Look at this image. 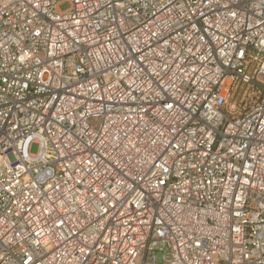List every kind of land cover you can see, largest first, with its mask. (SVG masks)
Instances as JSON below:
<instances>
[{
  "label": "built area",
  "instance_id": "2783aa9c",
  "mask_svg": "<svg viewBox=\"0 0 264 264\" xmlns=\"http://www.w3.org/2000/svg\"><path fill=\"white\" fill-rule=\"evenodd\" d=\"M0 264H264V0H0Z\"/></svg>",
  "mask_w": 264,
  "mask_h": 264
},
{
  "label": "rangeland",
  "instance_id": "374dc122",
  "mask_svg": "<svg viewBox=\"0 0 264 264\" xmlns=\"http://www.w3.org/2000/svg\"><path fill=\"white\" fill-rule=\"evenodd\" d=\"M68 7H69V3L68 2H62V3L59 4V9H61V10H65ZM39 149H40V144H38V143L32 142L29 145V152L30 153L37 154Z\"/></svg>",
  "mask_w": 264,
  "mask_h": 264
}]
</instances>
